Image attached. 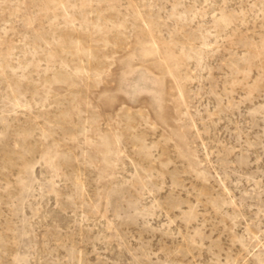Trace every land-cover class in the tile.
Masks as SVG:
<instances>
[{
  "label": "rangeland",
  "instance_id": "1",
  "mask_svg": "<svg viewBox=\"0 0 264 264\" xmlns=\"http://www.w3.org/2000/svg\"><path fill=\"white\" fill-rule=\"evenodd\" d=\"M0 264H264V0H0Z\"/></svg>",
  "mask_w": 264,
  "mask_h": 264
}]
</instances>
